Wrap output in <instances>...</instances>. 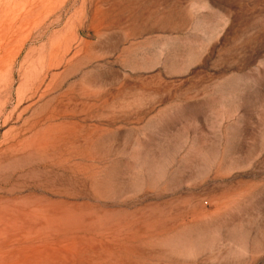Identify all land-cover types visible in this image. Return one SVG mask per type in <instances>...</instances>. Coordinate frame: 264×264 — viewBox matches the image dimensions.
<instances>
[{
    "label": "rangeland",
    "instance_id": "1",
    "mask_svg": "<svg viewBox=\"0 0 264 264\" xmlns=\"http://www.w3.org/2000/svg\"><path fill=\"white\" fill-rule=\"evenodd\" d=\"M0 264H264V0H0Z\"/></svg>",
    "mask_w": 264,
    "mask_h": 264
}]
</instances>
